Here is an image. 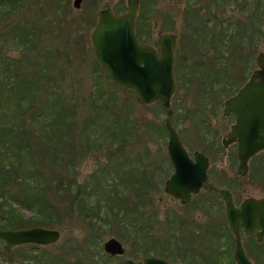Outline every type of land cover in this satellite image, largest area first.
<instances>
[{
    "label": "rangeland",
    "instance_id": "rangeland-1",
    "mask_svg": "<svg viewBox=\"0 0 264 264\" xmlns=\"http://www.w3.org/2000/svg\"><path fill=\"white\" fill-rule=\"evenodd\" d=\"M14 1L0 8L9 11L0 17V62L6 67L8 62H22L25 77H31L27 72L38 74L48 97L57 96L64 104L67 124L64 139L54 148L46 139V125L31 124L29 118L23 122L16 118V125L6 122L17 130L0 132L18 142L29 139L35 143L37 139V147L18 159L27 168L30 161L36 165L32 177L58 210L52 225L45 228L60 232V239L46 247L24 245L5 252L0 241V262L143 264L149 256L165 260L158 256L162 251L173 260L167 262L177 263V252H172L158 216L165 205L171 211L185 212L171 199L160 201L165 195L159 174L165 172L168 178L172 172L166 122L176 130L189 155L201 152L209 158L207 186L213 188V200H218L215 191L222 188L233 191L236 204L247 197H264V152L249 161L247 175L241 178L236 147L222 145L234 119L221 114L223 102L249 79L257 68L256 55L264 52V0H139L137 26L146 44L157 49L162 34L178 37L174 53L177 86L169 110L160 103L139 104L134 92L114 85L95 62L89 37L97 14L105 6L123 14L126 0H82L79 9L73 7V0ZM26 64L29 71H24ZM219 75L225 77V84L216 83L212 92L207 91L206 82L216 81ZM71 155L76 163L68 171L64 160ZM12 162L18 163L17 159ZM68 175L76 177V185L86 186L98 205L89 215L73 211L77 196L64 187ZM137 185L149 192L146 208L151 220L159 224L149 227L148 233L141 219L135 227L128 224L132 216L125 212L141 201L135 195ZM4 199L6 205L14 200L6 194ZM75 207L79 209L78 204ZM216 212L223 219V211ZM32 217L23 210L22 229L37 227L25 223ZM110 238L123 245V255L111 257L103 251ZM248 256L255 261L256 257Z\"/></svg>",
    "mask_w": 264,
    "mask_h": 264
},
{
    "label": "water",
    "instance_id": "water-1",
    "mask_svg": "<svg viewBox=\"0 0 264 264\" xmlns=\"http://www.w3.org/2000/svg\"><path fill=\"white\" fill-rule=\"evenodd\" d=\"M81 2L73 0V7L79 9ZM126 7V12L119 15L108 7L98 12L89 37L95 62L114 85L134 92L139 104L160 103L169 109L176 91L173 74L176 36L162 34L157 40L158 51L150 45L139 44L135 35L139 0H126ZM255 64L257 68L247 82L224 101L222 110L223 117L235 116L222 145L227 148L237 144V174L241 177L247 175L249 161L264 152V52L256 55ZM165 128L168 132L167 154L174 167L166 191L185 203L205 181L208 159L201 152H194V161H191L176 130L169 122L165 123ZM219 194L224 203L228 228L235 237L234 261L236 264H252L242 247L238 228L241 226L246 236L253 235L259 242L264 240V199L248 197L235 207L228 190H219ZM59 239L60 232L54 229L0 230L5 252L22 245L50 246ZM103 251L110 256H120L124 248L118 240L110 238L103 244ZM143 264L169 263L149 256L144 258Z\"/></svg>",
    "mask_w": 264,
    "mask_h": 264
},
{
    "label": "trees",
    "instance_id": "trees-1",
    "mask_svg": "<svg viewBox=\"0 0 264 264\" xmlns=\"http://www.w3.org/2000/svg\"><path fill=\"white\" fill-rule=\"evenodd\" d=\"M14 2V0H0V8H2L4 4ZM1 14L9 15V11L4 9L0 11V17ZM138 24L139 19H137L136 22L137 38L139 41L145 42L137 26ZM28 66L27 64L24 65V71L30 70ZM21 70H23L22 62H8L7 67L6 64L0 62V98H3L0 102V132L4 130L14 132V130H17V128L14 129V127H9L6 122H12L13 125H16V118L22 122L25 118H29L31 124L40 123L46 125L47 138L45 136L43 137H45L48 142L50 141V144L52 142L54 148L55 144L61 143L62 139H64V125L67 124V121L64 122V104L60 102L57 96L52 99L48 97L49 92L46 94L44 91V89H46L45 85L40 80V77H38V74L36 75L35 72L32 73L30 71L31 73L27 72L26 74H29L31 77H25L26 75L22 73ZM167 115H170V111H167ZM8 118L12 120L10 121ZM201 123L205 126L206 122L202 121ZM100 126H102V123H100ZM0 134V229H22L21 222L23 220L21 217L23 210L29 211L35 217H32L33 219L28 218L25 223L30 222L34 226L44 228L45 226L52 225V218L56 215L58 210L57 207L54 208V204L48 199L45 190H40L32 177L33 173H36V165L34 162L30 161L28 163L30 167L27 168L22 165L18 159L24 157L23 153L27 156L32 148L37 147V139L35 143L29 141V139H25V142L24 140L18 142L14 140L12 136ZM44 139L41 140L46 143ZM86 147L88 148V146ZM74 157L75 155H71L68 159L64 160V168L68 171H71L69 170L70 167L74 168L76 163ZM13 159H17L18 163L12 162ZM12 173L14 174L11 175ZM75 180L76 177L73 175H68L64 180V187H67L68 191L72 189L73 192L71 194L77 196L74 203L76 205L78 204L80 210L77 209L75 205L72 207L73 211L77 210L83 215H89L98 205L92 202V196L87 187L84 186V188H82L76 185ZM15 186H17V194L14 192ZM140 187L141 186L137 185V187L134 188L137 199H140L144 194L149 195V192L144 190L145 188ZM4 194L12 195L14 199L13 203L6 205ZM131 205L134 206L135 203ZM125 212L132 213L133 216L135 215V211L130 208L126 209ZM138 220H140V218L134 216L128 224L135 227ZM140 221L142 223V220ZM148 226L151 227L153 225L150 222ZM158 256L173 262L172 258L162 251ZM255 263L262 264V258L256 257Z\"/></svg>",
    "mask_w": 264,
    "mask_h": 264
},
{
    "label": "flooded vegetation",
    "instance_id": "flooded-vegetation-1",
    "mask_svg": "<svg viewBox=\"0 0 264 264\" xmlns=\"http://www.w3.org/2000/svg\"><path fill=\"white\" fill-rule=\"evenodd\" d=\"M171 1L179 2L181 0H171ZM115 14H118V13H115ZM136 22H137V19H136ZM177 41H178V37L176 36V47H177ZM138 42L141 44L145 43L139 40ZM154 49L158 51L159 49L158 43H157V49L156 48ZM216 78L217 80L215 82H210V81L206 82L205 88L207 89V91L212 92L214 90L213 88L214 85L215 86L218 85L216 83L222 82L221 86L225 84L226 82L224 79L225 77L219 75ZM229 116H231L235 121V116L233 114H230L226 117H229ZM232 145L236 147L235 159L238 162L237 144L234 143V144H231L230 146ZM204 156L208 159L206 179L202 183V186L200 187L199 191L195 194H191L189 200L185 203H182L180 199L175 198L174 196L168 194L166 191L167 182L170 180L172 174L174 173V167L170 161V158L168 157V167L172 170V172L168 178L166 177L165 172H161L159 174V176H161V181L159 182V184H161L160 188L162 189L163 195H165V198L162 197L160 201L164 202V200L171 199L173 203L177 204L176 205L177 208L179 209L182 208L185 212L183 213L182 211H177V210L171 211L169 208H167V205H165L164 207L162 206L163 211L161 210L163 214L161 213L158 216H160L161 224L162 223L164 224V230H165L164 233H165L166 239L168 237L169 242L171 243L172 252H177L176 257L178 259V262L176 263V261L174 260V264H178V263L183 264L186 261H190L191 264H213L212 258L216 260V262L218 261V263L220 264L221 263L224 264V261H226L227 264H236L233 258L235 247H236L235 237L228 228V224H227V220L225 216V210H224V203L219 194V190L226 189V188L217 189L215 191V194L218 200H213L211 196L212 194H214V192L212 193L213 188L207 186L208 185L207 181L210 178L209 172H208L210 160L206 155ZM188 157L191 161H194V154L193 155L188 154ZM248 170H249V165H248ZM206 190L208 193L204 194ZM226 190H228L231 193L235 207H239V205L243 202V200L246 199L244 198L241 202L236 204L234 196H233V191L231 189H226ZM146 196L147 195L144 194L143 197L141 196L140 198L141 201L139 199L140 202L138 204H135L134 206L131 205V207H128V208L135 211L134 216L142 220L147 230V233H148L149 231L148 225L150 224V222L153 226H159V224L156 223L157 222L156 220H151V216H149L148 214V208H146L148 206V203H147L148 199L146 198ZM252 198L264 199V197H258V198L252 197ZM141 202H145V203H141ZM139 205H141L143 208L139 207ZM218 207H220V209ZM216 210L218 211V214L223 211V216H224L223 219H221L219 216H216V213H217ZM195 213H197V215ZM129 214L132 216L130 218V221H131V219L134 218V216L132 213H129ZM238 229L240 233L241 244H242V247L248 259H250L248 254L252 258L261 257L262 264H264V240L259 242L253 235L246 236L241 226H239ZM244 242H245L246 249L244 247ZM32 246H36V245H32ZM40 247H46V246H40ZM111 257H116V256H111ZM1 263H4V262H1ZM252 264H256L255 261H253Z\"/></svg>",
    "mask_w": 264,
    "mask_h": 264
}]
</instances>
